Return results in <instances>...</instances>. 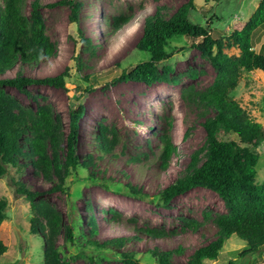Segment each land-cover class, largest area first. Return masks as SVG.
<instances>
[{
  "label": "rangeland",
  "instance_id": "1",
  "mask_svg": "<svg viewBox=\"0 0 264 264\" xmlns=\"http://www.w3.org/2000/svg\"><path fill=\"white\" fill-rule=\"evenodd\" d=\"M33 1L38 3L53 52L36 64H17L0 76L18 73L40 77L68 67L70 77L64 88L36 83L23 89L13 86L2 89L22 110L34 112L39 105H45L61 118L58 154L62 165L67 155L69 116L83 106L76 155L85 158L86 153H92L96 162L90 166L94 174L73 170L65 174L63 169L66 190L54 187L60 183L57 176L45 178L24 158L18 163L26 162L25 167H7V173L0 178V197L8 201L7 219L0 225V239L7 250L0 257V264H42L44 238L50 230L42 217L41 233L31 230L33 201L44 202L61 214L62 226L53 240L69 264H124L121 251L137 253L141 264H154L153 260L144 258L148 249H172L178 245L182 251L173 254L171 260L184 263L196 247L216 237V218L228 212L226 203L214 191L200 186L175 196L168 205L158 200L156 194L187 172L192 153L205 143L202 123L206 114L213 111L198 101V94L213 82L216 72L189 37L176 35L166 47L171 52L170 58L159 64L160 73L164 65L172 68L166 79L147 85L121 80L119 76L122 70L149 58L148 52L135 48L144 18L158 11L170 15L186 0H74L82 3L77 21L70 18L73 4L65 0H24L27 16ZM258 1L194 0L195 8L189 10L188 18L208 29L214 38H220L229 33L241 14H250ZM2 6L0 0V9ZM120 16L125 20L117 28L114 22ZM260 43L264 44V27L253 35L255 51ZM225 52L238 55L239 50L230 48ZM231 96L264 124V75L242 71ZM98 128H106L108 140L114 142L111 152L103 153L99 149ZM162 135L168 136L176 146L166 168L158 162ZM19 141L22 144L25 139ZM257 153L256 181L261 184L264 144L257 148ZM203 157L201 154L199 162ZM18 182L37 192L33 201L17 190ZM126 184L136 185L139 194L130 193ZM91 215L98 223V231L93 235H90ZM187 221H196L197 229ZM67 225L75 229L74 241L67 237ZM144 228L165 233L146 234ZM111 238H122V247L111 245L108 242ZM86 239L97 244L105 242L110 247L101 249L89 245ZM243 246L244 242L232 235L225 240L218 258L205 260L204 264H229L233 260V264H264V249L242 257L239 253Z\"/></svg>",
  "mask_w": 264,
  "mask_h": 264
},
{
  "label": "trees",
  "instance_id": "2",
  "mask_svg": "<svg viewBox=\"0 0 264 264\" xmlns=\"http://www.w3.org/2000/svg\"><path fill=\"white\" fill-rule=\"evenodd\" d=\"M2 1L0 74L11 70L17 64H36L44 56H50L54 49L45 33L44 22L36 1L32 2L30 16L24 11V0ZM65 2L73 4L70 18L77 21L78 9L82 3L74 0H65ZM194 8V0H186L170 15L158 11L146 16L135 48L148 52L149 58L129 70H122L119 79L143 82L147 85L166 79V73L172 68L164 65L163 72L160 73L159 64L170 58L171 52H168L166 47L176 35L189 37L201 54L208 58L216 75L213 82L198 94V101L204 102L206 107L213 111V114H206L202 123L206 134L205 143L192 153L187 172L160 188L156 195L158 200L168 205L177 195L194 187H205L217 193L225 201L228 212L219 214L216 218V237L196 247L184 263H175L171 260L173 254L182 251L178 245L172 249H148L144 258L153 260L154 264H204L205 260H215L221 254L225 240L232 235L244 242L243 249L239 253L242 257L264 249V182L259 184L256 181V166L259 159L257 148L264 144V124L257 121L231 96L238 85L242 71L251 72L255 69L264 71V44L258 52L253 46L255 31L264 27V0H259L250 14H241L233 23L229 33L220 38H214L208 29L201 24L193 23L188 18L189 10ZM124 20L122 16L117 17L115 26L119 28ZM78 31H81L79 27ZM230 48L238 49V55H229L225 52ZM77 66L80 69L81 64L78 63ZM69 70L66 67L59 73L40 77L18 73L0 76V178L7 173L9 166L25 167L26 162L18 163L20 158H24L47 179L52 175L57 176L60 183L54 187L62 190L68 189L63 184V180L64 175L69 171H86L94 174L90 166L96 162V157L89 152L85 154V158L76 155L80 123L84 115L83 106L71 112L69 116L67 155L62 165L58 154L62 139L61 118L45 105H39L34 112L22 110L19 104L11 100L2 89L3 86L23 89L27 85L36 83L64 88L66 79L70 77ZM259 73L264 75L263 72ZM105 130L106 128L96 130L99 149L103 153L111 152L114 148V142L108 140ZM21 138L25 139L22 144L19 141ZM175 152L176 146L172 140L162 135L158 154L159 166L168 167L170 158ZM201 154L204 157L199 162ZM99 157L101 156L97 158ZM143 157L147 159L145 153ZM63 169L65 174H62ZM93 176L95 177L91 175L92 178ZM16 184L19 192L25 193L32 201L35 199L37 192L31 191L22 182ZM126 187L132 194L140 192L136 185L126 184ZM7 208V199L0 197V225L7 219ZM31 208L33 211L30 219L31 230L41 233L40 217L45 219L50 230L49 236L44 238L42 264H69L62 257L53 240V235H56L62 226L61 214L44 202L33 201ZM89 220L90 235H93L98 231V223L93 215ZM187 223L194 229L198 227L196 221H187ZM142 230L152 235L165 233L164 230L155 228ZM66 234L71 241H74L75 229L73 231L72 227L67 225ZM108 242L117 247L123 245L122 238H111ZM86 243L98 245L101 249L110 247L105 242L97 244L90 239H86ZM6 250L7 246L0 239V257ZM119 254L124 264H141L137 253L133 251H121ZM234 262V260L230 261L229 264Z\"/></svg>",
  "mask_w": 264,
  "mask_h": 264
},
{
  "label": "crops",
  "instance_id": "3",
  "mask_svg": "<svg viewBox=\"0 0 264 264\" xmlns=\"http://www.w3.org/2000/svg\"><path fill=\"white\" fill-rule=\"evenodd\" d=\"M262 44H263V43H260V45H259V50H260ZM259 50H258V51H259ZM258 51H257V52H258ZM251 72H252V73L255 72V73H257L258 75L260 74L259 72H263V73H264V71H262V70H260V69H255V70H253V71H251Z\"/></svg>",
  "mask_w": 264,
  "mask_h": 264
}]
</instances>
